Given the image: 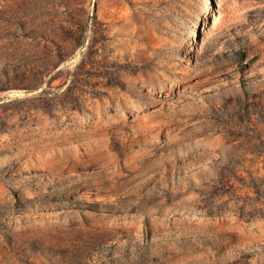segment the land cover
<instances>
[{"label":"rangeland","instance_id":"rangeland-1","mask_svg":"<svg viewBox=\"0 0 264 264\" xmlns=\"http://www.w3.org/2000/svg\"><path fill=\"white\" fill-rule=\"evenodd\" d=\"M0 264H264V0H0Z\"/></svg>","mask_w":264,"mask_h":264},{"label":"bare ground","instance_id":"bare-ground-1","mask_svg":"<svg viewBox=\"0 0 264 264\" xmlns=\"http://www.w3.org/2000/svg\"><path fill=\"white\" fill-rule=\"evenodd\" d=\"M212 16L214 17V19H216V18H217V14H215V12H214V11H212ZM191 45H193V44H191Z\"/></svg>","mask_w":264,"mask_h":264}]
</instances>
